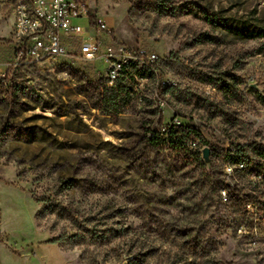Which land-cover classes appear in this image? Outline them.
<instances>
[{"label": "rangeland", "instance_id": "374dc122", "mask_svg": "<svg viewBox=\"0 0 264 264\" xmlns=\"http://www.w3.org/2000/svg\"><path fill=\"white\" fill-rule=\"evenodd\" d=\"M90 10L115 42L159 57L166 92L156 100L157 78L139 80L108 116L102 62L11 70L0 83V264H264V199L227 162L264 150V0ZM13 24L0 5L2 71ZM176 127L205 143L176 148Z\"/></svg>", "mask_w": 264, "mask_h": 264}, {"label": "built area", "instance_id": "2783aa9c", "mask_svg": "<svg viewBox=\"0 0 264 264\" xmlns=\"http://www.w3.org/2000/svg\"><path fill=\"white\" fill-rule=\"evenodd\" d=\"M0 5L14 16V57L5 71L0 65V83L5 84L11 70L14 73L20 67L59 59L102 62L108 88L120 80L133 79L132 89L137 92L139 80L156 77L154 98L160 99L166 85L159 78V57L115 42L105 23L90 10V0H0Z\"/></svg>", "mask_w": 264, "mask_h": 264}, {"label": "trees", "instance_id": "16d2710c", "mask_svg": "<svg viewBox=\"0 0 264 264\" xmlns=\"http://www.w3.org/2000/svg\"><path fill=\"white\" fill-rule=\"evenodd\" d=\"M153 7L160 12L166 11L162 5H158L157 3L153 4ZM202 38V41H199V43L209 42V37L202 36ZM141 78L144 77L141 75ZM131 81L120 80L113 88H106L103 107L106 115H115L121 107L128 104L133 92ZM165 92V89L161 91V97H163ZM169 135L171 142L175 144L176 148H183L184 145L196 140V138L205 143V139L192 127L171 128ZM152 142L154 144L159 143L155 138ZM252 148L255 159L249 157L245 153L246 148L243 147L238 151H232V155L228 154L227 162L231 167L235 168V173L239 175L240 179L247 180L248 185L252 187L251 191L256 196V199H264V150L257 146Z\"/></svg>", "mask_w": 264, "mask_h": 264}, {"label": "water", "instance_id": "95a60500", "mask_svg": "<svg viewBox=\"0 0 264 264\" xmlns=\"http://www.w3.org/2000/svg\"><path fill=\"white\" fill-rule=\"evenodd\" d=\"M203 160L206 164H210V160H209V156H210V150L209 149H205L203 152Z\"/></svg>", "mask_w": 264, "mask_h": 264}]
</instances>
